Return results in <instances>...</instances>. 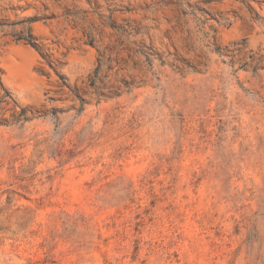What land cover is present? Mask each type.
Segmentation results:
<instances>
[{
    "label": "rangeland",
    "instance_id": "obj_1",
    "mask_svg": "<svg viewBox=\"0 0 264 264\" xmlns=\"http://www.w3.org/2000/svg\"><path fill=\"white\" fill-rule=\"evenodd\" d=\"M0 264H264V0H0Z\"/></svg>",
    "mask_w": 264,
    "mask_h": 264
},
{
    "label": "bare ground",
    "instance_id": "obj_2",
    "mask_svg": "<svg viewBox=\"0 0 264 264\" xmlns=\"http://www.w3.org/2000/svg\"><path fill=\"white\" fill-rule=\"evenodd\" d=\"M7 77L14 81L17 85L32 82L35 76L31 70V63L28 61L16 62L10 60L7 66Z\"/></svg>",
    "mask_w": 264,
    "mask_h": 264
}]
</instances>
